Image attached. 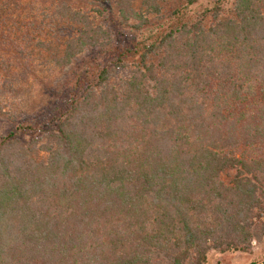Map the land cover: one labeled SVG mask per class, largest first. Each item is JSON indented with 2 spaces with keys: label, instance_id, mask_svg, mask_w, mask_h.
I'll list each match as a JSON object with an SVG mask.
<instances>
[{
  "label": "trees",
  "instance_id": "1",
  "mask_svg": "<svg viewBox=\"0 0 264 264\" xmlns=\"http://www.w3.org/2000/svg\"><path fill=\"white\" fill-rule=\"evenodd\" d=\"M78 1L0 0V264L263 241L264 0ZM44 69L64 75L16 113Z\"/></svg>",
  "mask_w": 264,
  "mask_h": 264
},
{
  "label": "rangeland",
  "instance_id": "2",
  "mask_svg": "<svg viewBox=\"0 0 264 264\" xmlns=\"http://www.w3.org/2000/svg\"><path fill=\"white\" fill-rule=\"evenodd\" d=\"M79 1L81 2L83 0ZM208 1L211 0H201V2H203L204 4ZM86 6L90 7L89 4H86ZM63 71L64 70L56 69L55 71H51V73L44 69V71L37 73L38 76L36 77V79L38 80V83L37 85L35 84L37 90L28 82H26L25 84L16 83L15 88H17L18 91L14 95L15 101L11 103V106L15 109L16 113L24 110L31 111L36 108L37 105L46 97V95L43 93V89L45 91V88H43L44 84L50 81L54 82L55 79L62 77L64 75ZM17 76L18 74L16 75V77ZM19 76L22 75L20 74ZM52 77L55 78L52 79ZM0 117L1 126L4 124L7 118L2 115ZM251 260H257L260 262V264L263 262L264 240L261 242H253L251 248L246 251H232L222 253L212 250L208 253V260L206 264H247Z\"/></svg>",
  "mask_w": 264,
  "mask_h": 264
},
{
  "label": "water",
  "instance_id": "3",
  "mask_svg": "<svg viewBox=\"0 0 264 264\" xmlns=\"http://www.w3.org/2000/svg\"><path fill=\"white\" fill-rule=\"evenodd\" d=\"M262 263H264V260H263V262H262ZM262 263H261V264H262Z\"/></svg>",
  "mask_w": 264,
  "mask_h": 264
},
{
  "label": "bare ground",
  "instance_id": "4",
  "mask_svg": "<svg viewBox=\"0 0 264 264\" xmlns=\"http://www.w3.org/2000/svg\"><path fill=\"white\" fill-rule=\"evenodd\" d=\"M262 264H264V263H262Z\"/></svg>",
  "mask_w": 264,
  "mask_h": 264
}]
</instances>
